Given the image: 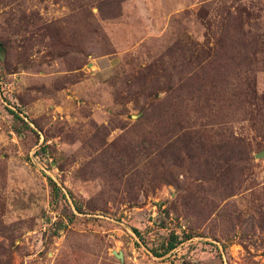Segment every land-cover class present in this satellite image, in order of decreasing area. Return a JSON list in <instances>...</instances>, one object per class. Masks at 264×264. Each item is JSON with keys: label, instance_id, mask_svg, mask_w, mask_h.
<instances>
[{"label": "rangeland", "instance_id": "374dc122", "mask_svg": "<svg viewBox=\"0 0 264 264\" xmlns=\"http://www.w3.org/2000/svg\"><path fill=\"white\" fill-rule=\"evenodd\" d=\"M263 150L264 0H0V264H264Z\"/></svg>", "mask_w": 264, "mask_h": 264}, {"label": "trees", "instance_id": "16d2710c", "mask_svg": "<svg viewBox=\"0 0 264 264\" xmlns=\"http://www.w3.org/2000/svg\"><path fill=\"white\" fill-rule=\"evenodd\" d=\"M220 141H221V142H223V141H227L226 136H224L223 139H221ZM224 153H226V152H224ZM50 183H51V181H50ZM51 186H52V190H53V192H57V193L60 192V190L56 187V185H55L54 183H52ZM188 238H190V237L187 236V239H188ZM174 240H176V239H174ZM174 246H175V243H174V242L170 243V244L168 245V247L165 249V252H166V251H169V250H171V249H173Z\"/></svg>", "mask_w": 264, "mask_h": 264}, {"label": "water", "instance_id": "95a60500", "mask_svg": "<svg viewBox=\"0 0 264 264\" xmlns=\"http://www.w3.org/2000/svg\"><path fill=\"white\" fill-rule=\"evenodd\" d=\"M262 157H264V150H263L262 152H260V153H258V154L255 155V158H256V159H260V158H262ZM112 254H113L114 257H115L116 259H118L120 262L123 261V257H122V255H121L120 253L117 254L116 252L113 251Z\"/></svg>", "mask_w": 264, "mask_h": 264}]
</instances>
